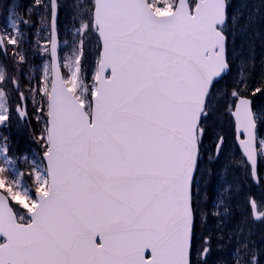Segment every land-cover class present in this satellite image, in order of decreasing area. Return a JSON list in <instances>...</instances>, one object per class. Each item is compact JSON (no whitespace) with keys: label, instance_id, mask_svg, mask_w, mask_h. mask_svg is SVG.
I'll return each mask as SVG.
<instances>
[{"label":"snow or ice","instance_id":"obj_1","mask_svg":"<svg viewBox=\"0 0 264 264\" xmlns=\"http://www.w3.org/2000/svg\"><path fill=\"white\" fill-rule=\"evenodd\" d=\"M41 6L39 79L24 71L32 24L17 0L0 30V129L15 121L36 146L21 172L0 133V264H264V196L242 199L227 179L238 167L255 182L264 159V0H75L63 64L61 5L24 11ZM223 115L239 157L216 130Z\"/></svg>","mask_w":264,"mask_h":264},{"label":"trees","instance_id":"obj_2","mask_svg":"<svg viewBox=\"0 0 264 264\" xmlns=\"http://www.w3.org/2000/svg\"><path fill=\"white\" fill-rule=\"evenodd\" d=\"M20 8L18 11L21 15H23L24 19H30L32 26L29 28L24 29V31L28 34V39L32 43L26 44L25 48L28 50V63L25 64L24 71L25 73L29 74V78L36 77L39 79L40 72L42 70V65L44 63V60L47 59V57H43L42 53L35 49L33 47V43L38 39L34 33L37 31V29L42 28L41 25V16L44 13L43 6L39 8H33V14L29 17L25 13V9L29 6H32L35 4V0H18ZM75 2V0H64L60 3L61 8L59 12V26H60V33H59V61L61 64L64 63V57L67 53H69L71 49V43H72V37L70 35H66V29L71 27V12H70V6ZM42 5L47 4L48 0H41ZM8 7V0H0V17L2 19H5L6 12ZM7 23L0 24V30L4 29ZM45 33L41 32V35H44ZM65 41H67V45H65ZM241 41L239 38L236 40V46L239 47ZM45 41L40 40V46L41 48L44 46ZM245 54L248 52L247 45L245 44ZM9 52H11V49H9ZM254 55L256 57V67H255V73L258 75L261 71V64H262V58H264V48L261 47L260 42L257 40L256 46H255V52ZM94 59V60H93ZM95 57L94 55L89 57V62L94 64ZM9 67V71L7 74H11V61L4 58L3 56H0V76H4L5 73V66ZM236 66L233 65V73H235ZM62 71H65V69H62ZM232 74H229V76L225 77V79L221 80L217 87L221 86V88H224L225 85L230 86V82L232 79ZM88 77L91 78V71L87 73ZM35 83V81H33ZM27 82L22 79V86H26ZM29 109L31 110V104H29ZM260 132V131H259ZM0 133L6 134L10 138V144H11V153L10 157L15 158L16 154H13L14 152H19V150L26 149L27 151L33 150L35 148L33 147V144L31 143V140L28 135V129L25 128L24 130L21 128L13 127L12 125L6 129H0ZM261 136H264V134H261ZM208 143V141H205V144ZM32 144V145H30ZM18 169L23 172L25 169L21 166L20 162L17 165ZM258 169H259V177H258V185L257 187H262L264 189V159H260L258 161ZM199 226V224H198Z\"/></svg>","mask_w":264,"mask_h":264},{"label":"rangeland","instance_id":"obj_3","mask_svg":"<svg viewBox=\"0 0 264 264\" xmlns=\"http://www.w3.org/2000/svg\"><path fill=\"white\" fill-rule=\"evenodd\" d=\"M63 1L64 0H58L59 3L63 2ZM17 2H18V0H17ZM256 2H258V0H256ZM233 3L235 5V0H233ZM6 17H7V12H6ZM6 17H5V19H2L0 17V24H1V21H2V23H7ZM65 71H66V69H65ZM218 88L223 89V88H221V86H219ZM12 126L16 127V128H21L23 130L25 129L23 127H19L15 121H13ZM33 126L35 127V120H33ZM232 128H233L232 119L228 115H223L216 123V130L219 131L225 137V151L226 152L233 151V152H235L236 156L239 157L240 153L238 152V150L235 146L234 140H233V133H232L233 129ZM259 131L261 132V134H264V126H261ZM30 145H32V144H30ZM35 147L36 146L33 144L32 148H35ZM27 153H29V151L26 152V149H22V150H19V152L13 153V154H16V157L21 158L20 164L25 169V171L28 170V165L23 161L22 157ZM221 159H223V157H221ZM233 177L239 178L242 185H243V192L241 194L242 199H243L245 194L249 197H251L253 194H255L256 198L264 196V189L262 187H257L255 185H253L250 178L244 177L242 169H240L238 167L231 168L227 173V179L231 181L233 179ZM205 181H207V183H205ZM200 187H201V194H203L204 192H207L209 194V196L211 197L214 194L216 187H217V178L215 176H213L211 178L205 176V178L200 181ZM207 204L209 207H211L212 200L209 199L207 201ZM198 224H199V222H198ZM262 234H264V225L258 223L256 225V233H255L258 243H264L260 240V237ZM221 255L226 256L227 253H222Z\"/></svg>","mask_w":264,"mask_h":264},{"label":"water","instance_id":"obj_4","mask_svg":"<svg viewBox=\"0 0 264 264\" xmlns=\"http://www.w3.org/2000/svg\"><path fill=\"white\" fill-rule=\"evenodd\" d=\"M232 121H233V129H234V133H235V143H236V146L238 148V151L240 152L239 146H238V139H237V137L239 136V133L236 131L234 118H232ZM252 181H253V179H252ZM257 183H258V181H257V178H256L254 184H257Z\"/></svg>","mask_w":264,"mask_h":264}]
</instances>
